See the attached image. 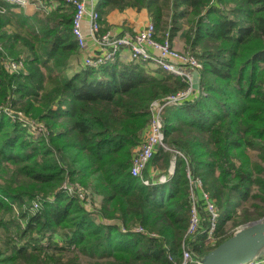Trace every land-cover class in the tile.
Masks as SVG:
<instances>
[{
	"label": "trees",
	"instance_id": "16d2710c",
	"mask_svg": "<svg viewBox=\"0 0 264 264\" xmlns=\"http://www.w3.org/2000/svg\"><path fill=\"white\" fill-rule=\"evenodd\" d=\"M103 4L145 11L158 41L181 32L201 64L193 91L162 108L168 149L156 148L145 185L130 167L153 103L188 83L118 55L69 74L82 58L73 6L57 0L26 16L0 0V264H178L183 244L202 254L230 236L219 228L234 206L254 208L247 220L264 216V0ZM9 60L23 67L10 71ZM187 168L218 208L213 245L203 244L202 209L188 238Z\"/></svg>",
	"mask_w": 264,
	"mask_h": 264
},
{
	"label": "built area",
	"instance_id": "2783aa9c",
	"mask_svg": "<svg viewBox=\"0 0 264 264\" xmlns=\"http://www.w3.org/2000/svg\"><path fill=\"white\" fill-rule=\"evenodd\" d=\"M70 4L74 8V15L72 19V32L77 40V45L81 50L85 47L83 45V20L85 16H89V36L91 40L100 47L103 51L93 57L85 56L83 58V65L98 66L111 60L115 55L119 54L121 50H129V60H135L143 64H149L153 68H159L165 72L171 73L175 76L181 77L188 83V87L175 94H171L164 98L162 102L153 103L152 116L145 131V135L140 144L134 149L132 155V162L130 167L131 175L141 178L143 184L147 185L149 182L141 177L143 170L146 168L149 160L157 147L168 149L163 141V122L160 115L162 108L168 105L179 104L193 91V76H189V70L197 72L201 68V64L197 59L187 52L179 51L174 48L168 40V35L163 41H158L155 38V28L152 22L148 21L132 36L112 35L110 33H100V14L93 7L86 8L84 0H62ZM3 2L16 7L25 6L27 0H3ZM5 66L10 71L20 70L23 67L22 61H6ZM195 77V76H194ZM175 153L184 158L179 151ZM174 169L172 162L168 175L161 176L160 180L168 179ZM187 178L189 181L190 198H191V216L189 226L187 228L188 238H192L200 229L202 217L200 210L204 212V220L208 223L206 230L205 243L213 245L215 242V230L217 228L218 208L215 206L209 194L203 191L202 180L198 176H194L190 168H187ZM81 196V194H80ZM201 202V204H200ZM34 207L37 204H33ZM134 231L141 232V227L134 228ZM187 244L182 245V257L178 264H189L192 257L186 249ZM169 259L170 256H168ZM260 264H264V259Z\"/></svg>",
	"mask_w": 264,
	"mask_h": 264
},
{
	"label": "water",
	"instance_id": "95a60500",
	"mask_svg": "<svg viewBox=\"0 0 264 264\" xmlns=\"http://www.w3.org/2000/svg\"><path fill=\"white\" fill-rule=\"evenodd\" d=\"M85 6L89 9L87 5ZM83 34L85 47L91 40L88 15L83 20ZM194 239L195 236L190 239V242ZM186 249L192 257L189 264H260L264 259V216L248 222L202 254L193 252L189 243Z\"/></svg>",
	"mask_w": 264,
	"mask_h": 264
},
{
	"label": "crops",
	"instance_id": "0c3cea01",
	"mask_svg": "<svg viewBox=\"0 0 264 264\" xmlns=\"http://www.w3.org/2000/svg\"><path fill=\"white\" fill-rule=\"evenodd\" d=\"M3 1V0H2ZM28 3L21 7L23 15H31L34 11L38 10H48L50 7H53L57 4V0H27ZM85 5L88 7L93 6L95 9L99 4L102 5L100 11L101 16V30L100 33H110L112 35H122V36H132L134 35L141 27L145 25L149 21L148 16L145 11H136L134 9H125L123 11L118 10H110L105 11V7L103 2L104 0H84ZM16 11H19V8H14ZM29 23V21H26ZM101 33V34H102ZM179 38L180 40H176L175 38ZM171 42L173 47L181 50L183 48V41L181 38V33H177ZM103 50L98 47L93 41H89V43L82 50V58L76 59L71 63L70 68L68 70L69 74L74 71L75 68L79 66L78 63L82 64V60L85 56L93 57L96 54L101 53ZM118 58L122 61L129 60V50L123 49L120 51Z\"/></svg>",
	"mask_w": 264,
	"mask_h": 264
},
{
	"label": "rangeland",
	"instance_id": "374dc122",
	"mask_svg": "<svg viewBox=\"0 0 264 264\" xmlns=\"http://www.w3.org/2000/svg\"><path fill=\"white\" fill-rule=\"evenodd\" d=\"M100 26H101V23H100ZM181 33V32H179ZM173 39V38H172ZM176 40H180L178 37L175 38ZM173 41V40H172ZM173 46V45H172ZM175 48V47H174ZM179 50V49H177ZM179 51H183L184 52V49L182 48L181 50ZM189 76L191 77V75L193 76V84H195L194 82H196V79H195V74L196 72H193V69H190L189 70ZM192 78V77H191ZM29 128V127H28ZM99 200V199H98ZM96 203L98 201H95ZM243 206H246L247 209H246V212L243 213L241 210L245 209L244 207H239V206H235L231 209V211L228 213V215L230 214V217H228L227 215H224L223 217H221V219H223V222L221 223V227L219 228V237H224L226 235H231L233 232H235L237 229H239L240 227L244 226L245 224H247L248 222L250 221H253V220H247L246 219V213L247 211L249 212L248 215L252 214L255 212L254 208L251 207L250 205L248 204H244ZM233 210H236L237 213ZM241 211V212H240ZM0 233H1V230H0ZM229 237V236H228ZM203 244H206L205 242ZM203 248H206V246L204 245ZM65 254V253H64ZM68 256H71V254H66L65 257L67 258ZM169 259V258H168ZM87 263L86 264H94L96 263L97 261L96 260H85Z\"/></svg>",
	"mask_w": 264,
	"mask_h": 264
}]
</instances>
